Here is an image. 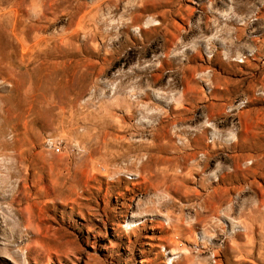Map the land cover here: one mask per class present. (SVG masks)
<instances>
[{"label":"rangeland","instance_id":"obj_1","mask_svg":"<svg viewBox=\"0 0 264 264\" xmlns=\"http://www.w3.org/2000/svg\"><path fill=\"white\" fill-rule=\"evenodd\" d=\"M0 264H264V0H0Z\"/></svg>","mask_w":264,"mask_h":264},{"label":"bare ground","instance_id":"obj_2","mask_svg":"<svg viewBox=\"0 0 264 264\" xmlns=\"http://www.w3.org/2000/svg\"><path fill=\"white\" fill-rule=\"evenodd\" d=\"M238 61H243V60L239 59ZM130 178H131V176H130ZM131 226H132V225H131ZM129 227H130V225H129Z\"/></svg>","mask_w":264,"mask_h":264},{"label":"built area","instance_id":"obj_3","mask_svg":"<svg viewBox=\"0 0 264 264\" xmlns=\"http://www.w3.org/2000/svg\"><path fill=\"white\" fill-rule=\"evenodd\" d=\"M56 149L58 150V147H56Z\"/></svg>","mask_w":264,"mask_h":264}]
</instances>
